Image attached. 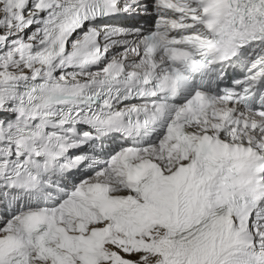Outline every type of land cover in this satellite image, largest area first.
I'll return each mask as SVG.
<instances>
[{
	"label": "snow or ice",
	"instance_id": "6c2138e0",
	"mask_svg": "<svg viewBox=\"0 0 264 264\" xmlns=\"http://www.w3.org/2000/svg\"><path fill=\"white\" fill-rule=\"evenodd\" d=\"M0 264H264V0H0Z\"/></svg>",
	"mask_w": 264,
	"mask_h": 264
}]
</instances>
